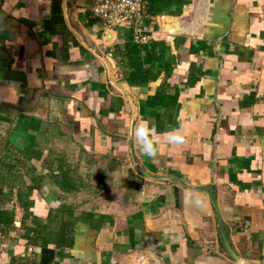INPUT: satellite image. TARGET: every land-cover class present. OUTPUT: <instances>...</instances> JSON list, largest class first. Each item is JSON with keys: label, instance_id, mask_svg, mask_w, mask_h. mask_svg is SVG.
I'll return each instance as SVG.
<instances>
[{"label": "crops", "instance_id": "obj_1", "mask_svg": "<svg viewBox=\"0 0 264 264\" xmlns=\"http://www.w3.org/2000/svg\"><path fill=\"white\" fill-rule=\"evenodd\" d=\"M91 4L0 0V264H264V0Z\"/></svg>", "mask_w": 264, "mask_h": 264}, {"label": "built area", "instance_id": "obj_2", "mask_svg": "<svg viewBox=\"0 0 264 264\" xmlns=\"http://www.w3.org/2000/svg\"><path fill=\"white\" fill-rule=\"evenodd\" d=\"M142 0H92L91 16L108 29L129 28L135 45H146L151 36L142 20ZM8 246L7 235L0 230V251Z\"/></svg>", "mask_w": 264, "mask_h": 264}, {"label": "clouds", "instance_id": "obj_3", "mask_svg": "<svg viewBox=\"0 0 264 264\" xmlns=\"http://www.w3.org/2000/svg\"><path fill=\"white\" fill-rule=\"evenodd\" d=\"M155 130L150 128L146 123L139 124L135 129L136 143L139 150L146 156L152 157L156 154L155 142H156ZM168 140L170 143H183L184 138L176 130H172L168 133Z\"/></svg>", "mask_w": 264, "mask_h": 264}, {"label": "water", "instance_id": "obj_4", "mask_svg": "<svg viewBox=\"0 0 264 264\" xmlns=\"http://www.w3.org/2000/svg\"><path fill=\"white\" fill-rule=\"evenodd\" d=\"M208 196H210V194H208ZM210 200L212 201V204H213V207H214V210H215V213H216L217 221H218V224H219V227H220L223 246H224L226 252L228 253V255L233 260L237 261V258L234 256L232 250L230 249V247L228 245V242H227V239H226V236H225V231H224V228H223V223H222L221 216H220V212H219V209H218L217 202L215 200H213L211 197H210Z\"/></svg>", "mask_w": 264, "mask_h": 264}]
</instances>
